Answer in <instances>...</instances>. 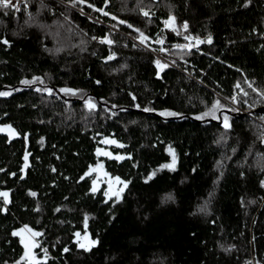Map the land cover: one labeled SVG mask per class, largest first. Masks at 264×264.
<instances>
[{"label":"trees","instance_id":"obj_1","mask_svg":"<svg viewBox=\"0 0 264 264\" xmlns=\"http://www.w3.org/2000/svg\"><path fill=\"white\" fill-rule=\"evenodd\" d=\"M0 89V264H264V0L0 6Z\"/></svg>","mask_w":264,"mask_h":264},{"label":"built area","instance_id":"obj_2","mask_svg":"<svg viewBox=\"0 0 264 264\" xmlns=\"http://www.w3.org/2000/svg\"><path fill=\"white\" fill-rule=\"evenodd\" d=\"M28 0H11V5H15L16 7L13 6H9L12 10L14 11H18V9L20 10L21 7L26 6L27 5ZM163 24L161 26V30H162V36H159V34H155L149 42H142L139 39H135L132 38L129 35H126V37L128 39H130L131 41L135 42L136 44H138L139 46H141L142 48L146 49L147 51H149L150 53H152L153 55H155L160 61L168 63V64H172V62L169 60V58L166 56L167 54L165 53V38L167 36V32L169 31H173V28L170 24V21L166 19L162 20ZM117 32H119V30H115ZM188 38V37H186ZM196 38V36H195ZM97 41L101 42L102 38H96ZM198 40L200 43L202 40H200V38L198 37ZM230 104H232L238 111H242L243 110L239 107H237L232 100L229 101ZM264 124V123H262Z\"/></svg>","mask_w":264,"mask_h":264},{"label":"water","instance_id":"obj_3","mask_svg":"<svg viewBox=\"0 0 264 264\" xmlns=\"http://www.w3.org/2000/svg\"><path fill=\"white\" fill-rule=\"evenodd\" d=\"M36 86H40L43 89H47L49 87L48 85H42L41 83L28 85V87L31 88V89H34ZM8 88H9L8 86H4L2 89L6 90ZM0 91H1V89H0ZM56 92L58 94H60L59 91H56ZM70 99H73V98H70ZM77 99L79 101H81V102L82 101H86L88 99V95H85L83 98H77ZM108 106L112 108L111 105H108ZM263 111H264V107H260V108H258L256 110H254L253 113H260V112H263ZM144 112L147 113V114H154V112H150V111H144ZM243 114H245V113L244 112H240V111H237V112L234 113L235 116H242ZM182 117H190V116L189 115H177V116H172V117H168V118H164V119L173 120V119H179V118H182ZM0 135L6 136L10 140H14V139L19 137V133H18L17 129L11 123H0ZM28 148H29V142L26 139L25 140V148H24V152H23V155H22V162H23L22 167L23 168L29 167L31 165V163H30L31 153L28 151ZM96 152H97V154L99 156H110L109 151L107 149H105V148H97ZM105 153H107V155H105ZM25 157H27V159H25Z\"/></svg>","mask_w":264,"mask_h":264},{"label":"rangeland","instance_id":"obj_4","mask_svg":"<svg viewBox=\"0 0 264 264\" xmlns=\"http://www.w3.org/2000/svg\"><path fill=\"white\" fill-rule=\"evenodd\" d=\"M60 3H62V4H64L63 2H60ZM64 5H66V4H64ZM67 6H70L69 4H67ZM72 8V7H71ZM80 11V10H79ZM82 11V10H81ZM83 12V11H82ZM145 12H148L147 10H143V14L145 13ZM91 18V17H90ZM167 20L168 21H170V24H171V26H172V28L173 29H175V24H174V19H173V17L172 16H169V17H167ZM113 30L115 31L116 29L115 28H113ZM188 38H184V40H185V43L183 44V45H178V44H176L175 46H174V48H176V47H182V46H190V44H195V45H198V44H200V43H198L199 42V40H198V37H193V36H187ZM137 39H139V40H141L142 42L144 41V42H149V41H146V39H147V37H136ZM200 38V40H202V38L201 37H199ZM143 39V40H142ZM167 50H166V47H165V53H167L166 52ZM167 57H168V55H167ZM169 58V57H168ZM170 60H171V58H169ZM243 110V109H242ZM244 111V110H243ZM248 112V111H247ZM21 230H23V232H21ZM18 232L19 233H21L19 236L21 237V240L23 241V243L24 244H27L28 245V248H26V252L27 253H29L28 254V256L30 257V258H35V255H34V250H33V248H34V244H35V238H34V235L30 232V231H28V230H26V229H20V230H18ZM75 239H76V242L78 243V245L81 247V245L83 244L84 245V247H82V248H89L90 246H92L93 245V241L89 238V236H88V234L87 233H82V234H79V235H77V233H76V237H75Z\"/></svg>","mask_w":264,"mask_h":264},{"label":"snow or ice","instance_id":"obj_5","mask_svg":"<svg viewBox=\"0 0 264 264\" xmlns=\"http://www.w3.org/2000/svg\"><path fill=\"white\" fill-rule=\"evenodd\" d=\"M11 5V0H0V6L2 7H8ZM13 7H16L15 5H11ZM17 10L18 7H17ZM148 12H145L144 15H148ZM174 19V18H173ZM185 27H187V25L185 24ZM5 43H7V41H4ZM208 42L211 43V37H209ZM109 43H111V41H109ZM111 58V57H110ZM159 64V62H157ZM163 67V66H162ZM25 84L31 83V81H24ZM62 91H71L68 89L62 90ZM0 95H7V93H0ZM245 95H247V93H245ZM261 96H264V92L260 93ZM235 99V98H233ZM217 104H219V101H217ZM91 107H95V105H91ZM165 115H175V113H164ZM225 127H229V125L227 124V117H225ZM109 142H114V141H109ZM105 155H107V153H105ZM25 159H27V157H25ZM173 163H175V161H173ZM165 167H172L171 165H166ZM95 190V189H94ZM0 195H3L5 197H7L8 193H0ZM32 195H35V193H32ZM30 231V230H29ZM21 232H23V230H21ZM21 233H13V235H20ZM34 235H40V233H34ZM77 235H79V233H77ZM23 242V241H22ZM92 243H97V241H93ZM25 247L28 248V245L25 244ZM81 247H84V245L82 244ZM65 251H67V249H65ZM29 253L26 252V256Z\"/></svg>","mask_w":264,"mask_h":264}]
</instances>
